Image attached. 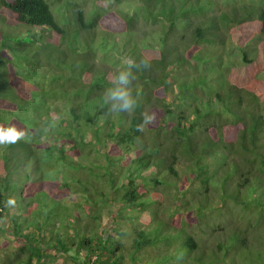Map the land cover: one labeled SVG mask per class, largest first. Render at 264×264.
Wrapping results in <instances>:
<instances>
[{
	"label": "trees",
	"instance_id": "16d2710c",
	"mask_svg": "<svg viewBox=\"0 0 264 264\" xmlns=\"http://www.w3.org/2000/svg\"><path fill=\"white\" fill-rule=\"evenodd\" d=\"M122 50L148 64L131 114L104 102ZM13 125L0 264H264V0H0Z\"/></svg>",
	"mask_w": 264,
	"mask_h": 264
},
{
	"label": "clouds",
	"instance_id": "9594fccd",
	"mask_svg": "<svg viewBox=\"0 0 264 264\" xmlns=\"http://www.w3.org/2000/svg\"><path fill=\"white\" fill-rule=\"evenodd\" d=\"M125 67L112 76V86L104 92V102L108 104L109 111L114 113H133L139 106L140 93L134 95L133 81L137 80V75L133 69H146L148 64L144 60L139 62L128 57L124 60ZM156 114L145 111L141 113V123L137 125V131L143 132L146 126L156 121ZM25 136V132L16 126L0 127V145L13 144ZM9 203H14L10 201Z\"/></svg>",
	"mask_w": 264,
	"mask_h": 264
},
{
	"label": "rangeland",
	"instance_id": "374dc122",
	"mask_svg": "<svg viewBox=\"0 0 264 264\" xmlns=\"http://www.w3.org/2000/svg\"><path fill=\"white\" fill-rule=\"evenodd\" d=\"M221 1H222L223 4H227V3H234L235 1H240V0H221ZM248 1H251V0H248ZM25 28H26V27H20L19 29H20V30L22 29L21 31H24ZM27 31L31 33V28H28V27H27ZM121 45H122L124 48L127 49L126 45H123V44H121ZM127 50H128V49H127ZM119 52L122 53V54H125L124 57H122V60H121V62L124 64V60L126 59L125 56H127V53H126L125 50H122V51H119ZM225 52L227 53L228 56H230V59H229V60H230V64H234V63H235V64H238V63L241 62V55H240V53L238 52L237 49H235V48L232 46L231 43H227V44H226ZM116 58H118V55L115 57V59H116ZM101 59H103V53H101V54L98 55V60H101ZM227 59H228V58H227ZM217 66L219 67V64H218V65H214V64H212V63H210V62L208 63V65L206 64L207 69H209L208 72L206 71L207 76L210 75V72H211L212 70H216V69H218ZM48 79H49V76H47L46 79H45V81H46L47 84H48ZM26 173H27L29 176H31V177H35V171H34L31 167H29V169H26ZM37 179H38V178H37ZM37 179H36V180H37ZM74 200L79 201L80 199H79V198H74V199H72V201H74ZM78 211H80V208H78ZM170 218H171V215L168 213V214L165 215V219H163V220L161 221L162 226L165 227L164 229H171V228H172V227L170 226V224H169ZM262 241H263V244H264V238L262 239ZM171 249H172L171 254H172V255L176 254V247L173 246ZM199 262H201V261H199ZM161 264H168V263H161ZM193 264H199V263H196V262H195V263H193Z\"/></svg>",
	"mask_w": 264,
	"mask_h": 264
}]
</instances>
